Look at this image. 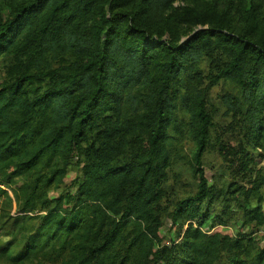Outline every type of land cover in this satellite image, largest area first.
I'll return each instance as SVG.
<instances>
[{"label": "trees", "instance_id": "trees-1", "mask_svg": "<svg viewBox=\"0 0 264 264\" xmlns=\"http://www.w3.org/2000/svg\"><path fill=\"white\" fill-rule=\"evenodd\" d=\"M139 1L159 11L173 0ZM132 2L27 0L0 20V55L26 56L35 67L16 69L14 81L0 83V184L16 187L19 198L0 258L6 264H218L225 256L227 264H264V244L252 236L264 227L257 191L247 192L254 205L237 207L254 223L248 234L233 237L221 228L205 234L190 224L178 242L163 245L160 238L173 92L205 56L222 49L227 61L217 66L216 79L242 89V99L227 105L247 114L249 141H261L264 37L218 23L171 41L145 28ZM64 55L69 63L54 66ZM154 63L158 74L150 77ZM141 103L143 113L133 115ZM196 116L200 162L212 125L202 101ZM74 162L83 167L72 204L49 198ZM199 178L198 193L177 205L174 223L200 217L201 225L209 217L203 202L213 195L202 168ZM34 211L45 213L27 214ZM227 211L217 220L227 222ZM109 213L116 218L110 224Z\"/></svg>", "mask_w": 264, "mask_h": 264}, {"label": "rangeland", "instance_id": "rangeland-1", "mask_svg": "<svg viewBox=\"0 0 264 264\" xmlns=\"http://www.w3.org/2000/svg\"><path fill=\"white\" fill-rule=\"evenodd\" d=\"M25 1L27 0H0V20L7 19ZM141 5L139 0H133L130 6L134 11L138 10L145 19L144 27L171 41L183 42L198 29L218 23L224 24L233 32L248 31L256 38L264 37V0H173L168 7L159 11H153L146 3ZM221 50L216 49L212 55L205 56L197 72L186 75L173 92L176 101L175 121L169 127L170 137L167 139L171 165L163 182L164 198L160 205V238L163 245L180 241L190 224L193 228H200L205 234H211L217 228H221L223 233L229 232L233 237L252 232L254 223L246 221L244 211L237 208L240 202L256 203L255 197L247 199L249 192L250 196L252 192H259L264 208V135L261 141L250 142L247 114L227 105V99L232 105L242 99V89L234 80L216 79L217 66L222 67L227 61L226 54ZM29 60L26 56L13 60L11 55H0V83L14 81L16 69L23 71L28 67L34 71V62ZM69 61L70 57L64 55L56 60L54 66L67 64ZM156 66L157 63H154L150 77L158 74ZM136 96V101L141 99L138 92ZM199 101L204 103L212 125L208 126L207 148L200 157V162H197L199 124L196 111ZM143 111L141 103L132 113L137 115ZM258 114L264 122V110ZM82 167L83 163L74 162L69 168L65 183L51 188L49 198L64 196L72 204L82 179ZM199 168L204 170L208 189L213 195L203 202V207L210 210L209 217L201 225L200 217L174 223L173 214L177 205L199 191ZM255 186L258 187L254 188ZM15 188L7 186V191L0 190V244L9 239L8 225L19 213V198ZM228 205L230 207L227 211ZM223 211L229 213L227 222L217 220V214ZM44 213L45 211L27 212L29 216ZM109 215L110 224L116 218L110 213ZM252 236L260 245L264 244V227L254 230ZM0 264L6 263L0 258ZM218 264H227L225 256Z\"/></svg>", "mask_w": 264, "mask_h": 264}, {"label": "built area", "instance_id": "built-area-1", "mask_svg": "<svg viewBox=\"0 0 264 264\" xmlns=\"http://www.w3.org/2000/svg\"><path fill=\"white\" fill-rule=\"evenodd\" d=\"M0 187L6 188L7 186H5L4 184H0Z\"/></svg>", "mask_w": 264, "mask_h": 264}]
</instances>
